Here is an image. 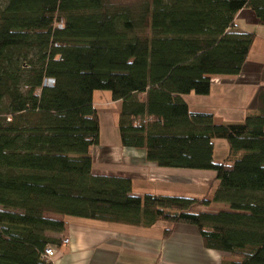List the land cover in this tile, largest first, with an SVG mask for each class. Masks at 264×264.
Masks as SVG:
<instances>
[{
  "label": "trees",
  "instance_id": "obj_1",
  "mask_svg": "<svg viewBox=\"0 0 264 264\" xmlns=\"http://www.w3.org/2000/svg\"><path fill=\"white\" fill-rule=\"evenodd\" d=\"M241 10L264 26V0H0V264H49L66 218L186 224L221 264H264V88L241 124L216 125L182 99L241 74L255 40L235 29ZM95 91L121 103L122 147L160 168L213 171L216 184L201 198L136 195L130 178L93 174ZM210 206L221 210H192Z\"/></svg>",
  "mask_w": 264,
  "mask_h": 264
},
{
  "label": "crops",
  "instance_id": "obj_2",
  "mask_svg": "<svg viewBox=\"0 0 264 264\" xmlns=\"http://www.w3.org/2000/svg\"><path fill=\"white\" fill-rule=\"evenodd\" d=\"M234 25L238 31L255 34L241 74L233 78H213L207 96L193 93L182 96L190 112L210 113L216 125L241 124L246 117L257 115V93L264 88V36L258 32H250L251 28L260 25L250 10L239 11ZM105 103L108 109L103 107L102 114H110L112 111L119 113L120 102H113L110 98ZM93 104L99 117L100 108L94 101ZM111 107L115 109L110 110ZM102 143L100 134V144L92 149V153L101 149L102 162L96 165L92 156L93 174L130 178L133 182V193L136 195H174L175 189L180 190L182 187L186 194L179 192L175 195L201 198L213 184V171L160 168L147 162L143 149L121 146L115 127L111 137L103 145ZM213 146L214 160L221 161L227 153L226 143L215 140ZM109 161H113L112 164ZM196 208L195 212L209 213L203 211L204 208L214 210L210 213L221 210L217 206ZM50 217L60 219L57 215ZM66 222L64 238H68L69 243H61L57 247L54 264H221L227 256L205 248L197 229L186 224L157 223L150 227H141L77 218H66ZM166 231H169L167 235ZM50 236L55 239L60 237L57 234Z\"/></svg>",
  "mask_w": 264,
  "mask_h": 264
},
{
  "label": "rangeland",
  "instance_id": "obj_3",
  "mask_svg": "<svg viewBox=\"0 0 264 264\" xmlns=\"http://www.w3.org/2000/svg\"><path fill=\"white\" fill-rule=\"evenodd\" d=\"M112 2L114 3H119V4H131V3H134L138 5V2L139 1H143V0H111ZM138 1V2H137ZM57 27H58V24H57ZM258 32L260 35H263L264 36V26H257V27H254V28H251V31L250 32ZM93 101L97 104L96 106L98 108H100L99 110V126H100V134H101V140L103 143L106 142V139L108 140L109 137H111V133L113 132V128H117V125H116V114L114 111H112L110 114L109 112H104V114H102V111H104V109H102L103 107H106L107 108V103H105L106 101H110V93L107 92V91H95L93 93ZM100 102V103H99ZM115 108H110V110H114ZM110 116V117H109ZM110 118V119H109ZM102 143V145H103ZM102 150H95L93 153H92V156H94V161H95V164H99L101 163V155H102ZM110 159H113L112 156H110ZM111 164L113 161H109ZM116 163V162H115ZM175 194L176 193H179V192H183L186 194V191L184 188H180L179 189H175ZM189 196V195H188ZM195 209H197L196 207H194L192 210L194 211ZM203 211H208L209 213L210 212H214V210L212 209H209V208H204ZM195 212V211H194Z\"/></svg>",
  "mask_w": 264,
  "mask_h": 264
},
{
  "label": "built area",
  "instance_id": "obj_4",
  "mask_svg": "<svg viewBox=\"0 0 264 264\" xmlns=\"http://www.w3.org/2000/svg\"><path fill=\"white\" fill-rule=\"evenodd\" d=\"M53 85V80L52 79H45L43 82V86H52ZM69 239L64 241V244H68ZM56 249L52 247H46L44 249L42 258L44 261L48 262L49 264H54V257L56 255Z\"/></svg>",
  "mask_w": 264,
  "mask_h": 264
}]
</instances>
